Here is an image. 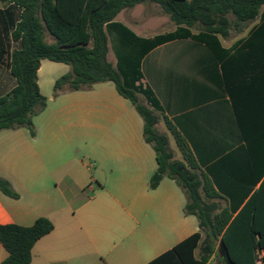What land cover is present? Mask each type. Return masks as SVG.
Here are the masks:
<instances>
[{"label":"crops","instance_id":"1","mask_svg":"<svg viewBox=\"0 0 264 264\" xmlns=\"http://www.w3.org/2000/svg\"><path fill=\"white\" fill-rule=\"evenodd\" d=\"M139 5L146 4L125 8L114 20L146 40L177 30L173 24L142 37L147 28L134 12ZM0 9H5L2 4ZM263 26L264 5L256 19L230 31L227 38L218 37L227 51L223 58L206 42L181 37L150 48L141 60V86L158 105L156 130L162 133L160 125L164 124L174 137L166 120L177 129L196 161V171L210 180L217 195L210 201L219 204L217 212L225 209L232 219L264 179L252 156L255 150L264 151L253 139L263 130L264 56L261 51H240ZM0 27L6 49V54L0 55L3 96L16 86V79L10 70L11 30ZM191 32L200 34L199 29ZM254 41L262 44L260 38ZM52 71L60 75L49 79ZM70 71L68 64L42 60L38 70L41 93L46 77L54 87L55 81ZM106 83L87 91L48 96L51 102L65 97L71 105L57 114H46L45 108L35 115V136L24 127L0 131V176L21 193L19 199H13L0 192V224L31 226L39 217H46L54 225L35 243L30 264H150L200 231L197 217L184 212L187 196L175 180L165 177L156 188L149 187L158 164L152 145L144 139V121L130 101ZM233 96L242 106L243 127ZM75 112L79 114L74 123ZM75 136H81L85 146L102 159L90 178L98 185L96 191L83 182L82 167L69 169L61 160ZM167 138L173 160L185 161L178 144L179 154L175 155ZM22 192L31 196L27 205L22 204ZM7 256L0 243V264Z\"/></svg>","mask_w":264,"mask_h":264},{"label":"trees","instance_id":"2","mask_svg":"<svg viewBox=\"0 0 264 264\" xmlns=\"http://www.w3.org/2000/svg\"><path fill=\"white\" fill-rule=\"evenodd\" d=\"M147 3L158 4L177 30L146 40L114 20L123 9ZM0 4L5 8L0 9V24L11 30L10 39L18 43L10 57L16 86L0 96V131L25 127L35 136L32 118L48 103L38 85V70L44 59L71 66L70 72L55 81V97L65 91H87L98 83L112 82L141 115L144 139L155 151L158 167L149 187L156 188L165 177L175 180L187 196L185 214L194 215L199 221L200 231L150 264H208L213 255L219 264H257V250H264V179L233 219L225 209L217 212L219 204L210 201L217 195L211 190L210 180L196 171L198 166L184 138L166 120L185 158L174 161L167 136L156 130L158 105L147 88L141 86V60L150 48L181 37L206 42L216 56L223 58L227 51L218 37L227 38L232 26L238 29L256 19L264 0H0ZM195 27L200 30L199 35L192 34ZM45 31L53 37L52 43L46 41ZM8 34L7 30L9 38ZM257 38L261 45L254 41ZM110 45L116 67L108 59ZM247 49L256 54L261 51L264 56V26L240 47V51ZM5 54L0 27V55ZM138 94L145 96L149 106L139 101ZM232 98L243 127L242 106L237 103V96ZM262 129L253 138L255 146H264V122ZM255 151L253 160L262 178L264 151ZM0 192L13 199L20 198L10 181L1 176ZM53 229L52 221L46 217H39L31 226L0 224V243L8 252L2 264H30L35 243Z\"/></svg>","mask_w":264,"mask_h":264},{"label":"rangeland","instance_id":"3","mask_svg":"<svg viewBox=\"0 0 264 264\" xmlns=\"http://www.w3.org/2000/svg\"><path fill=\"white\" fill-rule=\"evenodd\" d=\"M134 12L137 15H139L140 22H142V24H144V26L147 28L146 34L142 35V37L150 36L153 33L164 31L168 27L173 26V23L168 21L169 15L166 14L158 4L147 3L145 6L139 5L138 7L135 8ZM155 28L157 31L155 30ZM194 29L196 30L197 28L195 27ZM235 30L236 28L232 26L231 32H234ZM45 38H46V41L49 43L54 41L53 37L49 34L48 31H45ZM11 46L15 48L17 47V44H15V42L12 41ZM108 59L113 65H115L116 56H115L114 50L111 48V45H110V51L108 53ZM48 74H49V79L60 75V73H57L55 71L48 72ZM105 85L107 86V88H110L111 90L116 92L115 86L112 82H107ZM42 91L44 93L43 95H45L47 99H48V96L54 95L53 84L52 82L47 81V77L42 82ZM65 92H73V91H65ZM63 98L65 97L59 98L54 102H51L48 100L47 107L45 109L46 114H49V113L57 114L62 110V108L69 107L71 103L67 102V100ZM138 98L141 103H144L145 99L143 95L138 94ZM78 114L79 113L77 112L73 114L72 120L74 121V123L76 122ZM160 126L162 128V130L160 129V131L162 133L165 132L166 135L169 137L170 148L173 150L175 155H178L179 150L177 148V143L174 137L171 135V133L168 131L167 127L164 124H161ZM25 130L27 132H30L29 129L27 128H25ZM61 160L66 161V164L67 166H69V169H72V168L78 169L79 166L82 167L85 170V177L83 179V182H85L91 190H95V191L97 190L98 188L97 183L95 181L91 182L90 178H91V174L94 173L95 168L99 164L102 163V159L100 157V154L97 151L92 150L91 147L89 146L88 147L85 146V143L81 136H75V142H73V144L70 145V150H68L65 154L62 155ZM87 167L90 168L89 171L86 170ZM47 181L51 183L50 180L47 179ZM48 185L49 184L47 183L43 187H47ZM13 188L21 195V193L15 187ZM22 194H23L22 204L27 205L29 202H31V196L23 192ZM205 199L207 198L205 197ZM37 201H40V203H43V204L46 203V201H42V200H37ZM221 203L222 202H220V204ZM209 264H219L217 260V256H214L213 260Z\"/></svg>","mask_w":264,"mask_h":264},{"label":"built area","instance_id":"4","mask_svg":"<svg viewBox=\"0 0 264 264\" xmlns=\"http://www.w3.org/2000/svg\"><path fill=\"white\" fill-rule=\"evenodd\" d=\"M256 262H257V264H264V250L263 249L257 250Z\"/></svg>","mask_w":264,"mask_h":264},{"label":"water","instance_id":"5","mask_svg":"<svg viewBox=\"0 0 264 264\" xmlns=\"http://www.w3.org/2000/svg\"><path fill=\"white\" fill-rule=\"evenodd\" d=\"M220 252H221V255L223 256V255H224V253L222 252V250H220Z\"/></svg>","mask_w":264,"mask_h":264}]
</instances>
